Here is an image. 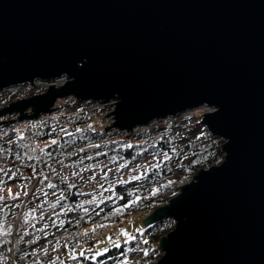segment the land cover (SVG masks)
<instances>
[{
  "label": "water",
  "instance_id": "water-1",
  "mask_svg": "<svg viewBox=\"0 0 264 264\" xmlns=\"http://www.w3.org/2000/svg\"><path fill=\"white\" fill-rule=\"evenodd\" d=\"M39 80L0 119L116 101L111 127L133 132L214 109L202 122L224 161L142 223L175 222L157 264H264V0H0V92Z\"/></svg>",
  "mask_w": 264,
  "mask_h": 264
},
{
  "label": "rangeland",
  "instance_id": "rangeland-1",
  "mask_svg": "<svg viewBox=\"0 0 264 264\" xmlns=\"http://www.w3.org/2000/svg\"><path fill=\"white\" fill-rule=\"evenodd\" d=\"M65 82L66 80H61L56 85L60 87ZM47 90L42 94H45ZM14 102L17 101L2 100L0 110ZM113 103L114 110L108 108L112 112L116 110L117 102ZM213 110L200 107L175 118L159 120L149 126L135 129V132L129 135L130 137L123 133L114 134L110 132L112 127L107 126V133L98 141L93 140L87 144L77 141V146L74 141L67 142L62 146L60 156L48 158L46 161L48 167H44L50 178L60 180L63 188L52 191L43 190L38 196L33 197L27 208L34 210L35 219L21 223L19 226H16V219L25 200L22 198L23 188L40 173L41 167L37 163L36 153H33L31 149L24 151V159L18 158L19 162L10 158V150L7 148L0 150V169H3L0 171V246L1 248L3 245L6 246L3 238L13 232L21 241V246L27 248L14 258L8 256L7 250L1 251L0 264H77L78 262L71 257L80 258L83 249L82 245H72L77 237L75 226L78 221H81L86 228H90L87 232L88 236H104L103 240H99L95 245L96 250L95 253L93 251V255L96 260L108 254L110 250L118 248L116 244H119V247L122 245L121 241L109 240L113 234L121 233L122 241L125 242L130 240L135 232L144 235L146 228L142 222L148 217L146 215L127 216L128 213L122 210L110 216H98L103 214V210L107 207H113L123 197L127 188L140 186L143 192H147L151 183L147 182L146 185L144 180H147L159 163L160 165L167 163L169 173L175 170L184 175L182 180L165 186L168 192L173 187L190 183L198 173L192 174V170H187L184 166L185 159L195 149L208 150V148L219 146L222 163L224 161L222 145L226 141L212 136L202 122L204 115L212 113ZM3 120L4 118L0 119V122ZM127 136L130 138L128 140L131 145H139L133 159L128 160L122 155L115 154L109 155L104 161L94 160L99 154L107 151V146L104 145L105 139L117 141L118 138ZM144 137L147 140L143 139ZM163 142L166 143L168 151L161 149L160 143ZM82 145H88V147L83 149ZM140 182L142 183L139 184ZM66 187L76 190L77 197L75 201L71 200L70 204L65 198ZM74 208L75 211H73ZM6 213L8 216L4 221ZM62 213L65 215L64 220L60 217ZM70 214L72 217L69 216ZM78 216H81V219L75 221ZM129 221L133 224L130 225ZM98 225H106V227H98ZM94 228L95 231H93ZM162 256L163 253L160 255L156 253L152 257L153 264H157Z\"/></svg>",
  "mask_w": 264,
  "mask_h": 264
},
{
  "label": "built area",
  "instance_id": "built-area-1",
  "mask_svg": "<svg viewBox=\"0 0 264 264\" xmlns=\"http://www.w3.org/2000/svg\"><path fill=\"white\" fill-rule=\"evenodd\" d=\"M60 81L61 80H58L54 84H58ZM51 84L52 83L39 80L34 83L36 87H34L33 84H26L10 88L0 92V100L14 99L15 101H20L28 99L31 96L44 93ZM77 101L78 103H76ZM108 108L114 110L115 105L113 102L108 104L81 102L75 97H69L58 99L51 108V110H56L42 114L37 120L19 121V114L7 115L4 118L3 122L7 123H3L0 126V150L7 148L10 150V158L19 162V159H24V151L31 149L33 150V153H36L35 156L37 163L41 167L40 173L32 178L28 184H25L23 188L22 198L25 200L18 212L16 226L35 219V214H33L34 210L28 209L27 205L33 197L38 196L40 191H52L54 189L63 188L60 180H53L50 178V175L46 171L47 169L44 168L48 167L46 162L48 158L59 157L62 146L67 142L74 141L76 142V146L78 145L77 141L81 142V144H87L95 138L102 137L107 133V126H111L115 123L114 115L106 117L108 113H112ZM33 113L32 109L25 112V114L29 116L33 115ZM12 120L16 121L10 124L9 121ZM110 122H112V124H107ZM112 128L111 130H108L114 134L123 133L129 136L135 132L134 130L131 133H124L119 129ZM53 141H56V143H52ZM82 147L84 149L87 146L82 145ZM45 177L47 178L45 179ZM52 185H54V187H52ZM182 186L183 185L179 186V188ZM65 189V198L67 199L68 204H70L71 200L77 197L76 190L70 187H66ZM155 209L156 207L154 204H146L142 210L131 211L127 216H133L135 214L148 216ZM75 210L76 209L74 208L73 211ZM60 217L64 220V213H62ZM79 219H81V216H78L75 221H78ZM132 223V221H129L130 225ZM88 231L89 230L82 225L81 221H78L75 226L77 237L72 245H82L81 247L84 248V255L75 259L76 262H78L77 264H81L93 256V251L95 253L96 250V243L104 238L103 235H85ZM111 239L114 241H121L120 243L122 244L125 242L124 240L122 241L121 233L113 234ZM3 241L6 244L7 254L12 258L27 249H25L24 246H21V241L13 232L3 238ZM129 242L136 246L139 252L138 255L129 258V264H153L152 257L147 254L152 252L154 246L145 240L143 234L135 232L131 236ZM158 251L160 254V248Z\"/></svg>",
  "mask_w": 264,
  "mask_h": 264
},
{
  "label": "trees",
  "instance_id": "trees-1",
  "mask_svg": "<svg viewBox=\"0 0 264 264\" xmlns=\"http://www.w3.org/2000/svg\"><path fill=\"white\" fill-rule=\"evenodd\" d=\"M1 107L2 105H0V108ZM99 139L100 137L95 138L94 140L98 141ZM143 139H146V137H144ZM129 142L130 141L128 140L127 137L118 138L117 141L116 140L113 141L111 139H105L104 145L107 146L106 149L107 151H104L103 153L99 154V156L95 157L94 160L104 161L105 159H107L109 155H115V154L122 155L128 160L133 159L135 156L136 149L139 147V145L137 144L131 145ZM160 144H161V149L168 151V147L166 146L165 142ZM221 161H222V155L220 148L219 146H214L208 148V150L195 149L194 152L192 151V154L185 159L184 166L186 167L187 170H192V174H193V173H197L202 169H208L214 164H220ZM167 166H168L167 163L164 164L162 163L161 165L159 163V166L154 168V171L151 174H149L147 180L146 179L144 180L146 181L145 184L147 182L151 183V186L148 188L147 192H143V188H139L140 186H133V188H127L123 193V197L113 207H107L106 209H104L102 212L103 214H100L98 217H101V215L110 216L113 213H115L118 209H122L127 213L134 210L139 211L144 208V207L142 208L143 204L144 206L146 204L147 205L154 204L156 209L167 204L172 198H174L179 194L180 188L173 187L171 188V191L168 192L165 186L167 184L173 185L172 183L182 180L184 176L175 170L169 173L168 171L169 168ZM159 179L161 181H158ZM141 183L142 182H140L139 184ZM75 199L76 198H74L73 201H75ZM134 201L135 203H133ZM126 205H128V207H125ZM69 216L72 217L71 214ZM174 228H175V222L172 219H167L165 221L147 227L144 234L145 240H147L148 243L154 246L152 252L151 253L149 252L147 255L153 257L156 253L159 254L158 247L161 239L167 234H169L172 230H174ZM6 250L7 248L5 245H3L2 248L0 246V252ZM83 251L84 248L82 249L81 252ZM138 254L139 252L136 246H134L128 240L127 242H124L120 247L110 250L108 254L98 258L97 260L94 259V255L91 256L89 259H87V261H84L83 264H129V258L136 256Z\"/></svg>",
  "mask_w": 264,
  "mask_h": 264
},
{
  "label": "snow or ice",
  "instance_id": "snow-or-ice-1",
  "mask_svg": "<svg viewBox=\"0 0 264 264\" xmlns=\"http://www.w3.org/2000/svg\"><path fill=\"white\" fill-rule=\"evenodd\" d=\"M52 143H56V141H53ZM0 171H3V169H0ZM46 178H47V177H45V179H46ZM134 178H138V177H134ZM121 182L123 183V181H121ZM52 187H54V185H52ZM89 203H93V201H89ZM133 203H135V201H134ZM125 207H128V205H126ZM85 211H87V209H85ZM117 211H122V209H118ZM98 227H106V225H98ZM95 230H96V229L94 228L93 231H95ZM85 235H87V233H85ZM125 235H127V233H125ZM109 240H111V237H109ZM115 246H116V247H119V244H116ZM105 251H107V249H105ZM98 254H99V253H98ZM80 255L83 256L84 253L81 252ZM71 258H72V259H76L75 256H72Z\"/></svg>",
  "mask_w": 264,
  "mask_h": 264
},
{
  "label": "bare ground",
  "instance_id": "bare-ground-1",
  "mask_svg": "<svg viewBox=\"0 0 264 264\" xmlns=\"http://www.w3.org/2000/svg\"><path fill=\"white\" fill-rule=\"evenodd\" d=\"M8 103V102H7ZM6 104V103H5ZM114 104V103H113ZM122 132H124V133H131V132H127V131H122Z\"/></svg>",
  "mask_w": 264,
  "mask_h": 264
}]
</instances>
